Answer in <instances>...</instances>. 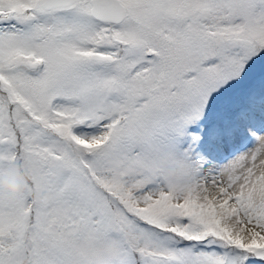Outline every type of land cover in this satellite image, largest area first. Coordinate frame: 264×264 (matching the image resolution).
<instances>
[{"label":"snow or ice","instance_id":"obj_1","mask_svg":"<svg viewBox=\"0 0 264 264\" xmlns=\"http://www.w3.org/2000/svg\"><path fill=\"white\" fill-rule=\"evenodd\" d=\"M0 264H264V0H0Z\"/></svg>","mask_w":264,"mask_h":264}]
</instances>
